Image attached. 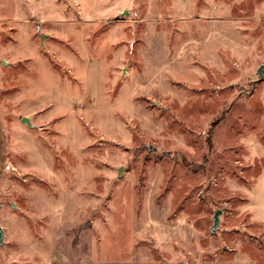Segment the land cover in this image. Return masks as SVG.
Returning a JSON list of instances; mask_svg holds the SVG:
<instances>
[{
	"label": "rangeland",
	"instance_id": "obj_1",
	"mask_svg": "<svg viewBox=\"0 0 264 264\" xmlns=\"http://www.w3.org/2000/svg\"><path fill=\"white\" fill-rule=\"evenodd\" d=\"M262 64L264 0H0V264H264Z\"/></svg>",
	"mask_w": 264,
	"mask_h": 264
},
{
	"label": "water",
	"instance_id": "obj_2",
	"mask_svg": "<svg viewBox=\"0 0 264 264\" xmlns=\"http://www.w3.org/2000/svg\"><path fill=\"white\" fill-rule=\"evenodd\" d=\"M44 36H42L43 38ZM4 63H7L6 61H4ZM264 70V64H262L260 67H259V71L262 73ZM22 121L23 122H26L28 125L30 126H33V124L31 123L30 121V116H23L22 117ZM119 173L122 172L121 169L118 170ZM1 207H2V204L0 203V210H1ZM219 214L220 212L217 211L216 214H215V221H214V225L216 226L218 223H219ZM4 243V228L3 226L0 224V245H2Z\"/></svg>",
	"mask_w": 264,
	"mask_h": 264
}]
</instances>
